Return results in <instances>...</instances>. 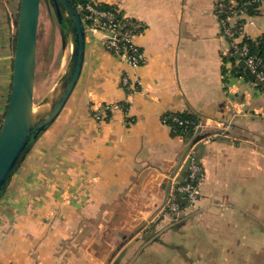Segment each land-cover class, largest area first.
I'll list each match as a JSON object with an SVG mask.
<instances>
[{"label": "crops", "instance_id": "0c3cea01", "mask_svg": "<svg viewBox=\"0 0 264 264\" xmlns=\"http://www.w3.org/2000/svg\"><path fill=\"white\" fill-rule=\"evenodd\" d=\"M95 1L141 24L147 64L132 68L87 37L71 98L0 197V264H205L219 243L232 244V264H264V87L229 56L220 0ZM19 7L0 0V129ZM261 9L245 28L252 39L264 35ZM110 104L123 107L97 121ZM170 114L228 135L178 136L162 122ZM191 145L204 170L199 207L153 221Z\"/></svg>", "mask_w": 264, "mask_h": 264}, {"label": "water", "instance_id": "95a60500", "mask_svg": "<svg viewBox=\"0 0 264 264\" xmlns=\"http://www.w3.org/2000/svg\"><path fill=\"white\" fill-rule=\"evenodd\" d=\"M60 27L63 44L72 52L64 74L41 102H36L38 28L42 0H20L13 79L8 108L0 129V197L37 140L62 114L82 75L87 30L71 0H47ZM245 68L243 62L240 64ZM246 69V68H245ZM252 78L254 75L246 69Z\"/></svg>", "mask_w": 264, "mask_h": 264}, {"label": "built area", "instance_id": "2783aa9c", "mask_svg": "<svg viewBox=\"0 0 264 264\" xmlns=\"http://www.w3.org/2000/svg\"><path fill=\"white\" fill-rule=\"evenodd\" d=\"M255 6L261 11L264 0H220L215 12L221 24L222 34L231 41L232 49L229 56H237L245 68L254 75L255 80L264 87V58L252 51L248 40L256 42V39L250 38L245 30L246 25L251 24L255 17L249 13ZM75 7L84 21L87 37L101 36L106 50L132 68H140L147 64L146 56L137 43L143 32L138 21L119 10L105 9L95 0H79ZM124 82L127 83V80L124 79ZM122 107V104L102 105L95 111L94 118L99 122L103 121L109 111L120 110ZM162 122L174 134L183 137L188 134V128L191 126L193 129L189 138H193L202 128L212 129L211 133H206L201 138L204 143L228 135L227 128L214 127V122L209 120H182L177 115L170 114L164 115ZM186 161L187 175L184 180L177 181L172 187L159 210L160 218L176 220L184 210H197L199 207L204 170L196 157L195 145L190 146ZM180 196L186 199L185 204L181 202ZM148 227L152 228V225Z\"/></svg>", "mask_w": 264, "mask_h": 264}, {"label": "rangeland", "instance_id": "374dc122", "mask_svg": "<svg viewBox=\"0 0 264 264\" xmlns=\"http://www.w3.org/2000/svg\"><path fill=\"white\" fill-rule=\"evenodd\" d=\"M71 52V42L68 40L66 44H63L60 27L53 9L47 0H42L38 28V55L35 93L37 103L41 102L45 96H47L55 88L60 77L66 70ZM184 212H186V210H184ZM183 213L176 218L175 222L179 221ZM157 215H159V211ZM157 217L158 216H156L153 221L157 220ZM158 222L160 221H157L156 223ZM152 224L153 223H149L148 225L150 226ZM199 239L200 238L197 239V243H199ZM212 247H214V250L217 248L216 246ZM217 249L218 252L216 250H213L212 253L209 252L211 257H208L207 260H203L204 263L213 264V261L217 260L219 264H232V244L227 246V244L219 243ZM186 264H197V262H194L193 260L189 262L188 260Z\"/></svg>", "mask_w": 264, "mask_h": 264}, {"label": "trees", "instance_id": "16d2710c", "mask_svg": "<svg viewBox=\"0 0 264 264\" xmlns=\"http://www.w3.org/2000/svg\"><path fill=\"white\" fill-rule=\"evenodd\" d=\"M79 0H71L72 4H74L75 6L77 5ZM85 1H88V0H85ZM103 8L105 9H109L107 6H102ZM255 7H256V10H255ZM253 7L254 9H252L249 13L250 15H253V16H256L258 15V13L260 12L259 10H257V6ZM259 7V6H258ZM248 44L249 46L251 47L252 51L254 53H257L259 54L261 57L264 58V35L258 37L256 39V42H253L251 40H248ZM236 56L232 57L233 60H236ZM180 119L182 120H194V117L193 116H190V115H177ZM193 128L191 126H189L188 128V134L185 135L186 138H189V135L191 136L192 135V130ZM177 134V133H176ZM187 175V173H186ZM186 177V176H185ZM180 200L183 204H185L186 202V199L183 198L182 196H180Z\"/></svg>", "mask_w": 264, "mask_h": 264}]
</instances>
